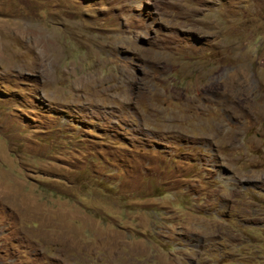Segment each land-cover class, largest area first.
<instances>
[{
	"label": "rangeland",
	"instance_id": "374dc122",
	"mask_svg": "<svg viewBox=\"0 0 264 264\" xmlns=\"http://www.w3.org/2000/svg\"><path fill=\"white\" fill-rule=\"evenodd\" d=\"M0 264H264V0H0Z\"/></svg>",
	"mask_w": 264,
	"mask_h": 264
}]
</instances>
